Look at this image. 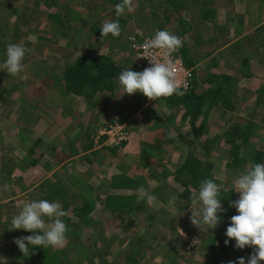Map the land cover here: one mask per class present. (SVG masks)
I'll list each match as a JSON object with an SVG mask.
<instances>
[{"label":"rangeland","instance_id":"rangeland-1","mask_svg":"<svg viewBox=\"0 0 264 264\" xmlns=\"http://www.w3.org/2000/svg\"><path fill=\"white\" fill-rule=\"evenodd\" d=\"M103 2L57 0L52 8L46 9L42 0H0V63L6 58L9 43L21 44L30 50L25 56L21 74L12 76L0 69V264H18L9 252V243L15 231L11 219L25 203L42 198L43 190L39 186L48 177L51 184L63 191L77 189V195L84 199L96 195L103 199L100 194L110 177L123 172L143 174L146 182L141 183L142 186L172 187L165 189L168 192L166 195H160L159 191L158 197L152 202L148 201L144 209L145 212H156L157 221L164 218L167 226L163 228L159 224H150L144 212L121 216L101 212V203L95 201V211L90 215L93 227L69 230V236H79L84 246L87 259L80 263L122 264L126 254L139 252L137 256L133 255L138 264H171V253L177 254L174 255L178 264H210L201 255V238L198 235L202 224L197 227L190 220V207L197 211L199 206H193L192 200L188 205L177 204L175 191L178 190L176 186L180 185L171 176L165 179L166 169L171 172L175 170L183 162L187 151L177 138L179 134H189L188 119L179 127L183 110L168 108L163 102L156 105L151 103L142 113L144 120L140 128L150 131L151 138L141 139L140 142L143 131H135V134L130 130L123 148L107 151L94 147L97 149L94 150L92 145V150H88L91 152L83 153L81 147L86 142L82 136L117 120L114 115L116 110L123 109L127 103L134 107L143 100V96L134 93L130 97L119 86L114 98L96 94L93 99L85 101L72 95L62 96L56 89L45 88L49 76L56 75L64 64L72 63L77 56L90 52L109 57L112 54L110 51L114 50L112 58L116 57L121 48L119 41L115 42L113 48L111 34L100 40L93 32V28L100 29L104 22L117 19L107 0ZM250 3L259 6L258 0L245 2L248 7ZM246 11L243 7V12ZM49 14L55 16L53 19L61 20L63 25L54 24L48 18ZM100 17L101 24L98 20ZM260 18L264 21V10L262 16L256 14L253 21ZM118 19H123L126 25L131 24L127 11ZM238 40L230 45L227 52L230 53L229 60L235 61L240 56L244 63L232 72L237 81L227 95L234 110L227 111L219 105L218 109H212L206 118L205 134L197 142V146H201L205 139L218 138L210 156L204 157L202 152L197 156L213 164V176L224 189H233V181L240 173L239 170H227L225 167L232 159L228 155L229 147L225 144L224 134L230 132L235 124L240 127L238 144L246 143L238 151L239 158L255 150L263 153L264 160V24L251 31L248 40ZM245 73H248V77H242ZM12 86L16 88L13 91ZM257 93L261 97L259 104L256 102ZM153 116L158 119L153 120ZM94 117L98 119L97 126L95 122L92 124ZM122 119L124 123L127 121L126 118ZM202 120L199 117L196 124L199 125ZM247 122L252 124L250 129L245 127ZM37 140L41 143L33 148ZM136 146L138 149L145 147L152 154L151 159L143 161L137 154L130 153V149ZM92 151L97 153L93 155ZM86 157L94 159L93 166L88 168L83 163ZM33 160L37 161L35 165L32 164ZM78 181L80 183L75 184ZM233 194L236 199L239 198V193L233 191ZM81 202L82 198H79L75 205L79 206ZM179 208L183 215L177 214ZM88 231L91 236L85 246ZM214 231H208L206 226V232L210 235Z\"/></svg>","mask_w":264,"mask_h":264},{"label":"trees","instance_id":"trees-1","mask_svg":"<svg viewBox=\"0 0 264 264\" xmlns=\"http://www.w3.org/2000/svg\"><path fill=\"white\" fill-rule=\"evenodd\" d=\"M56 1L57 0H42V3L46 9H50L55 5ZM113 12L115 13V10ZM48 18L52 20L54 24L59 23V25H63L61 20L53 19L55 16L52 14H49ZM119 23L121 29L126 25V22L123 19H119ZM97 30V28H93L94 33H96ZM240 59L241 57L238 56L234 60L240 65V63H243ZM123 70L124 68L121 63L113 60L110 56L93 55L90 54V52H87L85 55L75 57L72 63L64 64L63 68L58 71L56 75L49 76V82L46 83L45 88L56 89L55 91L62 96L72 95L86 101L93 99L98 93L113 94L120 86L118 76ZM242 77H248V73L242 74ZM200 81L209 84L214 83L215 86L198 96H192L193 89H191V91L184 96L173 94L169 97L157 98L158 102H163L168 108L183 110V113L180 116L181 124H179V127H182V123L188 119L189 134L185 136L182 134L177 135L178 142L181 145H184L186 147L185 149H187L186 154L184 155V160L172 172L167 169L165 172L166 180L171 176L172 180L180 185L176 186V189L178 190L175 191L177 204L184 203L188 205L191 201L193 191H199L200 183L204 179H213L219 184V181L212 173L213 164L198 158L199 152H202L204 157L210 156L212 146L214 147L218 138L212 140L205 139L201 146H197V142H199L205 134L206 118L212 109H218L219 105L227 111L234 110V106L227 95L230 93V89L235 86L237 80L231 76L209 75L204 80L200 79ZM194 82L195 79L193 85ZM14 89H16L15 86H12V91ZM5 93L10 94L9 91H5ZM41 93L44 94L43 91H41ZM137 93H135V95ZM260 98L261 97L257 93L256 102L258 104L261 102ZM145 103V100L141 101L137 109ZM199 117H202L203 120L197 125L196 122ZM152 118L153 120L158 119L156 116H153ZM112 123L121 124L123 121L115 120L110 122V124ZM105 126L107 125H104L103 127ZM245 127L250 129L252 124L247 122ZM239 130V124H235L230 132L224 134L225 144L229 147L228 155L231 156L232 159L230 162L226 163L225 167L227 170L236 169L242 172L245 169H250L253 163H264V160L263 153L255 150L254 152L248 153L244 157L239 158V149L241 146H246V143L244 142L243 145L238 144V140L240 139V136H238ZM186 136H190L191 139H187ZM167 141L170 140L167 139ZM40 143L41 141L37 140L35 145H33V148L39 146ZM88 144L92 145L93 143L92 141H89ZM124 146H126V143H122L119 148H123ZM112 149L114 150L117 148ZM144 149H142V147L139 148V150H141L140 156L142 160H150L152 154ZM102 150L110 151L111 149L102 148ZM111 153H113V155L115 154V152ZM35 163H37V161L33 160L32 164ZM5 176H10V174H5ZM50 182L51 180L49 179L45 180L44 184L39 186L40 189L43 190L41 199L59 201L62 209L67 213L65 217H62L68 228L65 244L63 247L57 248L49 247L43 249L36 247L30 251L29 256H26L19 250L18 246L14 243V240L22 236L31 235V233L15 229L12 234V240L9 243V252L12 254L13 260L18 264H81L80 261L82 262L83 259H87L86 253L83 252L84 246L80 243L79 236L70 237L69 233L76 229L87 230L93 227L91 226L93 222L90 215L95 211V201L101 203V212L116 216L131 215L136 212L140 214L144 212L146 213V219L150 224H159L163 228L167 226L166 223L168 222L163 220L164 218L157 221L156 212L152 213L144 211L148 201L146 198L141 199L137 190L140 187H144L152 195L158 197L159 191L161 192L160 195H166L168 192H166L165 189L170 190L172 187L142 186L141 183L146 182L143 174L123 172L112 175L109 179L108 186H104V190L102 194H100L103 199H100L99 195H96L93 198L85 197L84 199V197L77 195V189L66 192L59 186L51 184ZM163 192L164 194H162ZM79 198H82V202L79 206H76L75 202ZM221 199L226 212L223 213V219L219 224V228L215 229L214 234L210 235V233L206 232V225L202 224L199 227L200 234L198 236L201 238V255L209 261L210 264H229V261H235L238 257L243 256L247 258L252 251L251 248L247 247L244 250L236 249L234 247V240L231 241L229 245H225V240L228 239L225 236L226 228L230 223L231 216L237 214L234 208L229 207V203L236 200L232 187H229L228 189L222 188ZM90 236V231L86 232L85 246L90 240ZM138 241L141 243V239ZM138 254L139 252H135L133 255L137 256ZM174 254L176 253L170 254L173 255L170 258V261L172 262L171 264H178V262L175 261V259H177V254ZM133 255L126 254L122 264H138V260L134 259ZM192 264L199 263L194 262ZM260 264H264V261H261Z\"/></svg>","mask_w":264,"mask_h":264},{"label":"clouds","instance_id":"clouds-1","mask_svg":"<svg viewBox=\"0 0 264 264\" xmlns=\"http://www.w3.org/2000/svg\"><path fill=\"white\" fill-rule=\"evenodd\" d=\"M132 10L133 0H121L116 4L117 19L103 23L100 28L102 38L108 34L119 37L122 29L118 18ZM183 44L184 41L179 36L167 30L156 31L143 45L151 66L142 72L126 68L119 74L118 82L124 94L139 92L150 100L182 94L172 54ZM152 50L162 51V59L151 57ZM29 51L21 44L9 43L0 69L6 70L12 76L21 74L24 71L25 56ZM137 191L141 199L146 198L149 202L156 199L144 187ZM221 191L222 186L215 180L201 181L199 191L194 192L191 197L193 206H199L197 211L190 207V220L193 225H206L209 231L216 229L222 222L226 209L222 205ZM233 191L239 193V198L231 201L229 207L234 208L237 214L231 216L226 228L225 236L228 239L225 240V245L234 240L236 249L244 250L247 247L252 251L247 258L238 257L235 261H229V264H260L264 261V163H253L250 169L240 172L233 181ZM178 213L184 214L181 208L177 209ZM66 215L59 201L40 199L25 203L19 213L12 217L11 224L12 229L24 230L31 235L17 238L14 243L26 256L36 247H63L68 228L62 217Z\"/></svg>","mask_w":264,"mask_h":264},{"label":"crops","instance_id":"crops-1","mask_svg":"<svg viewBox=\"0 0 264 264\" xmlns=\"http://www.w3.org/2000/svg\"><path fill=\"white\" fill-rule=\"evenodd\" d=\"M120 2L121 0H107V3L111 7L110 10H113L115 5ZM245 2L246 0H133V10L127 12L128 16L131 18L129 19L131 24L125 25L123 28V31L127 29L130 31H121L119 38L111 36V46L114 48L115 42L118 43L119 41L121 48H119L114 59L112 56L115 51H110V54L112 53L110 57L121 63L124 69L131 68V70H133L130 50L126 43L127 35L130 33L147 34L156 29L167 30L179 36L184 41L183 46L179 49L184 64L188 68H197V70H199L192 88L193 93L191 94L192 96H198L215 86L214 83H205L200 81V79L204 80L209 75L233 77L234 73L232 72L235 69H239L240 65H244V63H240L239 65L238 62L229 60L231 59L230 53H227L229 47L231 44H235L238 39L242 40V42L243 40H248L251 38V31H256L264 24V21H261L263 20L262 18L256 19L257 22L253 21L256 14L262 16V11L264 10L263 0H258L259 6H252V3H254L252 2L250 3L251 6L249 4L248 7ZM243 7L244 10H247L246 12H243ZM112 10L111 12H113ZM98 20L97 23L99 22V24H101V17L98 18ZM252 34L255 35V33ZM95 35L100 40L103 39L100 29L96 31ZM116 90L113 94H98L114 98L116 96ZM137 94L143 96V100L146 101L139 109H137L138 105L143 100L137 102L134 107L132 106L133 104L130 107V103H127L125 106L123 105V109L116 110L114 113L117 120L125 121L122 118H126L127 121L125 123L135 134H137L135 131H139L140 128H142L141 126L144 120L142 113L148 109L151 103H153V105L159 103L157 99L150 100L142 93ZM126 112H128V114ZM133 114H135V116H133ZM97 121L98 119L94 117L92 124L95 122V126H97ZM84 124L87 123L85 122ZM99 127L97 128L101 129L103 126ZM97 131L98 130L95 128V131L90 134H83L82 140L86 142L85 146L81 147V151H84L83 153L91 152L88 150H92L93 144L91 145L88 143L92 141ZM140 131H143L140 135L142 137L139 138L140 142H142L141 139H149L152 137L150 133H148L150 131H144V129ZM130 150V153L134 155L137 154V156L141 157V152L137 146ZM92 153L95 155L97 152L92 151ZM82 156L79 155V157ZM81 159L83 160V158ZM83 163L89 168L93 166L95 162L94 159H87L86 157ZM49 178L50 177H48V179ZM49 180H51V178ZM77 183L80 182L78 181L75 184Z\"/></svg>","mask_w":264,"mask_h":264},{"label":"built area","instance_id":"built-area-1","mask_svg":"<svg viewBox=\"0 0 264 264\" xmlns=\"http://www.w3.org/2000/svg\"><path fill=\"white\" fill-rule=\"evenodd\" d=\"M154 30L147 34L130 33L127 35L128 49L130 50V56L132 58L131 63L133 69L136 72H142L145 68L150 67L149 58L146 56L143 45L149 39H151L155 32ZM151 57L157 60L162 59L163 52L160 50H152ZM177 67V82L180 85V91L182 94L179 96L187 95L192 89L193 81L199 72L197 68H188L182 61V57L179 53V49L172 54ZM130 136V128L126 123H112L98 130L97 134L93 138V147L95 148H119L122 143H127Z\"/></svg>","mask_w":264,"mask_h":264}]
</instances>
